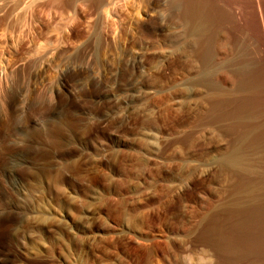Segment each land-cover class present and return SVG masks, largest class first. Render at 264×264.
Masks as SVG:
<instances>
[{
  "label": "rangeland",
  "instance_id": "rangeland-1",
  "mask_svg": "<svg viewBox=\"0 0 264 264\" xmlns=\"http://www.w3.org/2000/svg\"><path fill=\"white\" fill-rule=\"evenodd\" d=\"M258 72L264 0H0V264H248Z\"/></svg>",
  "mask_w": 264,
  "mask_h": 264
},
{
  "label": "bare ground",
  "instance_id": "bare-ground-1",
  "mask_svg": "<svg viewBox=\"0 0 264 264\" xmlns=\"http://www.w3.org/2000/svg\"><path fill=\"white\" fill-rule=\"evenodd\" d=\"M244 65L245 66H243V64L241 65L242 68L240 66L241 69L240 68L237 69L238 71H239V69L240 70L243 69L242 71H240L243 74H244V67H246V64H244ZM251 67H253V66H250V68ZM258 73L261 74L260 72H258ZM258 73H257V75H256V73H254L250 79L253 78L255 80V78H256V77L254 78L255 75L260 76ZM263 74H264V72L261 75H263ZM258 78H256V79H258ZM261 79L259 78V80H261ZM252 80L250 81V83L254 84V81H252ZM259 80H257V81L259 82ZM247 81L249 82V78ZM257 84L258 83H256V85ZM255 129H256V127H255ZM256 131H258V139L259 138L261 139L263 137L262 142H260V144L264 145V122L258 123ZM258 146H259V142H258ZM223 160L225 163L229 164L230 166H233L236 164V160L233 156H228V157L224 158ZM239 162H240V159H239ZM236 166L238 167L239 164ZM239 168H240V166H239ZM263 179L260 181L261 182L264 181ZM254 189L255 188H253V190ZM259 189H261V188H259ZM251 190L252 189H250V191L247 193L248 196H246L247 198L245 197L246 198L245 200L239 199L234 203V207L232 209L233 210L232 212H233V214H235L238 217V219L236 221L235 219L237 217L234 216L235 218H233V219L236 222L230 221L233 224L231 223L232 225H230L228 228H226L225 231L219 232L222 234L219 236L218 240H220V242L218 241L219 242L218 246H220V244H221L223 246V249L227 253H230L231 255L232 254L236 255L235 257L233 256L234 259L231 260L232 262L233 261L236 262L237 260L238 261L250 260L248 262V264H263L262 260H259L260 262L258 261V258H260V257H258V255L259 254L264 255V196L261 195L262 193L259 195L256 193L257 191H255V190L251 191ZM256 190H257V188H256ZM233 214H232V216H233ZM219 233H217V234H219ZM227 260H228V258H227ZM231 261L229 259L230 263H232ZM219 263H221V262H219Z\"/></svg>",
  "mask_w": 264,
  "mask_h": 264
}]
</instances>
